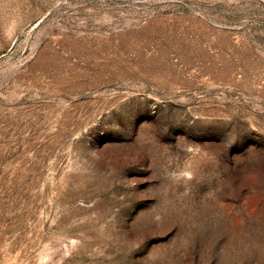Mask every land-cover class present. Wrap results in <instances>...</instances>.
<instances>
[{
	"label": "rangeland",
	"instance_id": "1",
	"mask_svg": "<svg viewBox=\"0 0 264 264\" xmlns=\"http://www.w3.org/2000/svg\"><path fill=\"white\" fill-rule=\"evenodd\" d=\"M0 264H264V0H0Z\"/></svg>",
	"mask_w": 264,
	"mask_h": 264
}]
</instances>
